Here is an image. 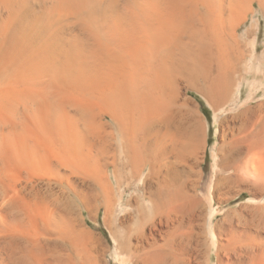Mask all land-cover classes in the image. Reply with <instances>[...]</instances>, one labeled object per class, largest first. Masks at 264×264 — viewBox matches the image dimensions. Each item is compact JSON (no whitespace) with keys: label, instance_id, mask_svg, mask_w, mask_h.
Returning a JSON list of instances; mask_svg holds the SVG:
<instances>
[{"label":"rangeland","instance_id":"rangeland-1","mask_svg":"<svg viewBox=\"0 0 264 264\" xmlns=\"http://www.w3.org/2000/svg\"><path fill=\"white\" fill-rule=\"evenodd\" d=\"M159 1L0 0V27L9 25L0 42V66L11 74V79L0 81V105L5 101L0 106V118L4 119L0 125V147L5 152L0 158V264H121L117 248L121 240L129 238L133 247L152 242L145 236L154 229L141 228L136 202L132 200L137 188H145L147 169L141 170L130 185L123 178L120 185L116 184L113 168L108 164L113 162V153H119L120 126L108 121L98 126L86 112L87 108L93 109L91 112L97 115L105 103L117 107L125 96L132 99L134 108L122 121L128 136L148 139L156 149L165 143L170 161L178 171L195 163L198 175H192L186 182L196 188L192 193L202 203V213L209 223L204 234L206 245L197 248L193 244L194 248L187 250L191 264H228L222 248L227 237L216 239L220 235L217 222L224 213L251 201L248 193L237 189L230 193H225L226 189L220 193L215 190L220 172L217 162L228 145L241 143V139L248 144L241 143L244 152L233 156L235 165L243 167L250 151L255 152L251 148L249 151L246 139L260 123L264 110L260 116L257 111L245 112L264 104V13L254 5L252 12L230 21V0H219L221 3L211 0L218 6L222 4L219 8L222 11H217L221 16L217 13L210 21L218 28L212 40L215 45L210 50L214 52L217 47L222 50L221 62L233 74L232 87L215 108L219 96L212 89V82L217 75L218 59L209 52L211 57L207 54L202 59L189 58L187 63L185 47L194 45L188 27H182L184 32L179 27L176 33L166 35L168 40L160 34L165 44L161 46L149 32L162 8ZM204 1L199 2V8L205 12L209 4ZM15 2L21 4L13 6ZM210 28L215 29L212 25ZM165 41L170 43L167 45ZM74 42L78 45H75L77 59L84 60V51L90 54L98 45L119 51L111 60L102 57L107 65L102 66L99 76L92 71V75L86 74L88 80L79 81L74 73L70 83H53L46 65L72 64L71 58L57 56L59 52L55 49L68 51ZM157 44L161 50H157ZM167 48L169 55L162 52ZM89 62L86 70L92 66ZM75 66L74 63L72 68ZM204 74L208 76L206 80ZM27 88L33 93H27ZM41 90L54 107L57 123H63L59 135L48 134L45 127L46 131L42 130L46 124L39 106ZM143 94H147L148 103L141 98ZM5 103H16V114L9 115ZM201 104L207 108V115L202 113ZM148 121L152 124L148 125ZM100 167L114 186L113 200L108 204L112 210L104 199L100 204L95 202L104 181L100 177L94 179L92 171ZM96 180L100 186L95 184ZM156 182L154 178L151 184L155 187ZM141 191L143 202L150 191ZM229 196L234 198L228 202ZM263 202L264 196L261 202L252 204Z\"/></svg>","mask_w":264,"mask_h":264},{"label":"bare ground","instance_id":"bare-ground-1","mask_svg":"<svg viewBox=\"0 0 264 264\" xmlns=\"http://www.w3.org/2000/svg\"><path fill=\"white\" fill-rule=\"evenodd\" d=\"M14 1H17V0H14ZM160 1H162L161 2L162 8H160V13L157 17V20L155 19L154 24H152L153 25L152 30L150 29L149 32L151 33V35L154 34V36L157 37V39L159 40L158 41L159 44L162 46L165 44H163L164 41L162 40V38H159L160 34H163V36L165 37L166 35L171 34V32L176 33L177 30H179V27H181L180 28L181 30H183L182 27L184 29L188 27L189 30L187 29L186 30L189 31L188 32L190 36L189 38L192 42H194V45L190 46V48L185 47L186 53H187L185 57H187V60L189 58L190 60L194 58L202 59V57H205L209 52L212 54L211 55L209 53L212 57H215L216 59H218L217 70H216L217 75L213 79L214 82H212V89L217 91L218 96H219L217 104L214 106L215 108H217L218 105H220V103L223 102L222 99L228 93V91L233 85V74L231 73V70L226 69L224 64L221 62L223 55L220 52L222 50H220L218 47L216 48L214 52L210 50L212 48L210 46L212 45L213 37H216V35L218 34V32L216 31L218 28L215 27L217 24L215 23L212 24V22L210 23V21H211L212 16L214 17L217 15L219 11H222L220 10L222 4L218 6V4L215 2L214 3L212 2L213 3L212 4L211 0L210 1L205 0L208 2V3L206 2L207 5L208 4L209 5L208 6L206 5L208 8L206 7L207 9L204 12L203 9L199 8L201 7L200 6L201 3H199L201 0H160ZM160 1H159V5H160ZM204 2L202 4L205 5ZM17 3L15 2L13 6L16 5ZM18 4H21V3H18ZM229 4H230V8L228 6L227 7L229 8L228 10L230 11L228 14L230 21L235 20L239 17H244L243 15H245V13L249 11L252 12V10L254 9V5H258V8L260 9V11L264 13V0H230ZM226 5H228V3ZM9 7H10V4H9ZM18 8L19 6L17 7V11H18ZM8 9L10 10V8ZM12 9H13V12H15L14 8ZM199 9L202 10V13ZM10 12L12 11L10 10ZM208 19H210L209 22H208ZM214 21H217V20H214ZM210 25H212V27L214 26L215 29L214 30L211 29ZM8 26L9 25L6 23L5 25H2V27H0V42L2 38L6 37V34H7L6 28ZM184 31L185 30H183V32ZM183 32L180 31V33H183ZM249 32H251V30H249ZM188 34L186 33V35ZM229 34L231 36L233 35L232 30L229 31ZM168 38L169 37H167L166 39L168 40ZM75 42L74 44H72V48L68 51H66V49L65 51H61L58 49V47L57 49H55V51L59 52L57 56L64 55L65 57L69 59L71 58L70 60L72 61V64L69 62H68L69 64H67L66 62H63V63L61 62L60 66L56 65L58 67L48 66L49 64L46 65V71L50 73L53 83L55 81L58 83H62V84L70 83L71 78L74 77L73 75L74 73H76L75 75H77L76 77L79 81L82 80L83 78L84 80H88L89 77L86 78V74L91 73L90 75H92V71L93 72L95 71L94 73L95 76L96 75L99 76L100 71H102V68H103L102 66L105 67V65H107L106 63L107 61L105 62L102 57L107 56V59L110 58L109 60H111V58H114L115 52L119 51V49L116 50V49H111L109 47L106 48L107 46L105 47V45L103 47L102 45L97 44L98 47L92 50L90 54L89 53L87 54L86 51H84L86 53V54L83 53V58L85 57L84 60H82L81 57L77 59L78 51L76 50ZM165 42L167 43L168 41H165ZM174 42H176L175 39H174ZM214 42L213 44L215 45ZM235 43L237 42H234V44ZM237 45L238 43L236 44V46ZM156 46L158 47V44ZM161 46H160V49L158 47L157 50L158 49L161 50L162 48ZM167 50H163L162 52H164V54L169 55V50H168V53H166ZM80 51H82V49ZM80 51L79 53L81 56ZM209 54H208V57H211L209 56ZM240 56L237 55V58H239ZM89 61H91V63ZM88 62L93 66V67L90 66L91 72H88V70L90 69L86 70L88 66ZM74 63L76 64L75 69L72 68ZM187 63H190V61L188 60ZM10 75L11 74H8L7 71L4 72V70L0 66V81L5 79L6 77H8L9 79ZM16 75H17L16 78L20 76L19 74H16ZM202 77L204 78V80H206L208 76L205 75ZM28 79L29 78H26V80ZM29 91L30 89H28L27 93H30V92L33 93L32 90L30 92ZM36 91L38 92L39 89ZM36 91L35 93H37ZM38 94L41 95L39 96L41 97V103L43 104L39 102V106L41 105L40 111L45 116L44 121L46 124V126H43V127L41 125L42 130L45 127L49 131L48 134L52 133V134L59 135L60 133L63 132V129H62L63 123L61 121L58 122L59 123V127H58V123L55 117L56 114H54L55 112L54 107L50 101H47L46 95H45L46 92H44V90H41V93H38ZM146 95L147 94H145L144 96L143 94L142 95L143 97L141 96V98L143 99L145 98V100L147 101L148 99L146 98L148 97ZM12 97H11V100H12ZM108 97L110 96H106L107 99ZM151 97L153 98V95ZM16 98H17V95H16ZM35 98L37 99V97ZM102 98L105 101V96ZM155 98L156 96H154L153 99ZM16 100L17 99H15L14 101ZM121 101H122V104L118 103L117 107L116 105L112 103H105L104 106H102L99 109L100 112L99 114L97 113V115L91 112L93 109L91 110H87L88 108L86 109V112L88 113L90 119H93V122L97 123L98 126H102L103 124L102 121H108L110 123L112 122L120 126L119 127L120 128V131H119L120 138H118L119 153L117 155L113 153V158H112L113 162L108 164L112 166L113 168L112 170L116 178V184L120 185L122 183V178H123L124 179L123 182H126L127 185H130L132 183V180H135L140 175L141 170H143L144 168L147 169V173L144 177L145 180L143 183V185L145 184L144 185L145 188L143 187L137 188L136 190L137 195H134L132 200L136 202V212L138 216L141 218V220L139 221L141 228L143 229L146 226H149L154 229V231H152L147 236H145L142 233L143 238L144 236L146 240L150 238L152 242L147 241L146 246L137 245L133 247L129 243V238H126V239L124 238V240H121V242L118 243L117 245L119 254L121 255V260H122L121 264H191L192 259H190L187 250L190 249L193 244H195L194 246L197 248L206 245L205 244L206 242L204 239L207 234L208 223H209L207 216L203 215L202 213V203L193 195L194 193H192V191L194 192L196 188L193 187L192 184H188L186 182L188 181L189 178H191L192 175H196V174L198 175L197 171L194 170L196 168L195 163L193 165H190L191 163L190 164L188 163L190 166H188L186 170L184 169V171H181V170L178 171V169L173 165L172 161H170V158H169L170 151L167 149V146L165 143H162L161 146L159 145L158 148L156 149L151 146V143L148 141V139H142V138L139 139L137 136H134V135L128 136L126 133V128H124L122 121L124 120L123 119L124 115H127L128 113L132 114L133 112L132 109L134 108L132 106L133 104L131 103L132 99L129 96L127 97L125 96ZM18 103H22V102L19 101ZM4 105H3L4 108H7L9 113L10 112L14 113L16 111L15 110L17 106L16 103L15 104L7 103V105L5 103ZM29 106L31 105L29 104ZM27 108H30V107H26V109ZM7 109L2 108V110H6V113H7ZM263 110H264V104L260 106L258 105L257 107L252 108V109H248L245 112V114H250V113L255 114V112L257 111L258 113L260 112V114H258L260 116L261 112L263 113ZM11 113L9 115H11ZM13 113L12 115L16 114V112L14 114ZM261 117L262 119L260 120V123L258 124V126L256 128L254 127L255 128L254 131L246 139L247 142L249 141V144H250L249 151L251 148L252 150L254 149L255 152L250 151L251 154L249 158L247 156L248 160L246 159L244 166L241 167L238 164L235 165V163H233L234 162L233 159L235 158V157L233 158V156L238 157V155L244 152L243 150L244 148H242V145L248 144V143L246 144L245 140H242V139L239 141L243 144L236 142L232 145H228L227 147L228 149L225 150V152L228 154L225 153V155L224 154L221 155L220 161L217 162L220 172L217 174L216 182L214 184L215 190H217L220 193L221 191L226 189L225 193H228V192L230 193L234 191V189H237L235 191L248 193L250 196V201H251V203L249 202L246 205L241 204V206H239V208L235 211L232 210V211H228L224 213L222 219L217 222L216 227L218 229L217 228L216 229L220 233V235H218L219 237H216V239L221 241L222 238L220 236L227 237V240L225 241L226 244L225 245L223 244L222 248L225 250V258L228 264H264V202L261 205L255 204V206H253L254 204H252V203L258 202V200L261 202L264 196V113ZM3 120L4 119L0 118V125L1 123L3 124ZM151 124H152L151 121L150 122L148 121V125H151ZM33 126H34V123H33ZM44 131L46 130L44 129ZM137 139H139L141 143H139L140 141L138 142ZM135 141H137L138 143H136ZM188 143L190 144V142ZM184 146L186 147V151H187V146L186 145ZM70 147L75 149L74 144H70ZM2 149L3 148L0 147V158L5 155V152ZM153 149L154 150L156 149V150L154 151ZM224 149L225 148L223 147V150ZM104 152H107V151H104ZM177 158L181 159L180 156ZM18 160L19 159H17V161ZM185 163L187 164V161ZM101 170L102 169L100 167L96 170L93 169L92 171L94 179L95 177H100L102 182L104 181L103 183H101V186L99 182H97V180L95 182V184L98 183L99 186L101 187L100 190L103 195L102 196L101 193H97L95 202H98V204H100L101 202H103L102 200L104 199L105 201L104 203L109 202L107 203V207H109L110 209V206H108V204H110L111 200H113L112 192H113L114 186H112V184L110 183V179L108 178V176H104V171H101ZM154 178L157 179L155 187L151 184V181ZM142 189L143 190L147 189L148 191H150L148 197L146 196V198H144L143 202H146L145 204L141 202V200H143V191H141ZM229 198L230 199L228 200V202L231 199H233L234 196H229ZM84 204L85 203H83V205ZM84 206L86 208V205ZM110 210H112V208ZM239 227L240 229H238ZM212 237H214V234L212 235ZM196 251L198 252V250ZM195 255L197 256L198 254H194V256Z\"/></svg>","mask_w":264,"mask_h":264},{"label":"trees","instance_id":"trees-1","mask_svg":"<svg viewBox=\"0 0 264 264\" xmlns=\"http://www.w3.org/2000/svg\"><path fill=\"white\" fill-rule=\"evenodd\" d=\"M201 111H202V113H204L206 115L208 114V110L203 104H201Z\"/></svg>","mask_w":264,"mask_h":264}]
</instances>
